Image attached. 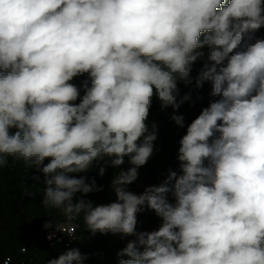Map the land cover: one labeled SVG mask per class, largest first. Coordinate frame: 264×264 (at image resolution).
<instances>
[{
  "label": "clouds",
  "instance_id": "obj_1",
  "mask_svg": "<svg viewBox=\"0 0 264 264\" xmlns=\"http://www.w3.org/2000/svg\"><path fill=\"white\" fill-rule=\"evenodd\" d=\"M261 28L264 0H0V171H34L40 203L65 218L46 229L74 240L82 219L92 236L134 237L119 264H264ZM206 83L178 168L131 190L155 151L154 99L185 128L180 85ZM109 167L115 199L96 204ZM146 211L154 230H138ZM85 259L70 248L47 264Z\"/></svg>",
  "mask_w": 264,
  "mask_h": 264
},
{
  "label": "trees",
  "instance_id": "obj_2",
  "mask_svg": "<svg viewBox=\"0 0 264 264\" xmlns=\"http://www.w3.org/2000/svg\"><path fill=\"white\" fill-rule=\"evenodd\" d=\"M257 35L264 37V28H261ZM199 67V64L195 66L193 77ZM180 89L181 95L189 91L192 93V99L182 104L176 113L185 117V128L178 127L170 120L173 113L171 108L161 111L159 102L155 99L153 101L150 119L158 123V139L154 142L155 151L152 158L146 166L139 169V192H142L145 186L161 182L169 169L178 168V141L185 133L187 124L208 105L210 87L207 83L199 92L194 88H186L183 84ZM197 95H202L203 99L197 100ZM122 167L126 169L129 165L126 162ZM113 173L114 169L109 167L104 177L97 175L95 178L98 185L103 186V190L91 193L86 198L96 204L113 201L115 196L109 187ZM33 174L34 171H25L22 164L13 165L11 160L9 165L0 171V264L8 257H11V264H47L48 260L57 258L70 248H78L87 256L83 264H119L117 252L122 248L112 247L111 234L97 233L92 236L87 232L82 219L74 222L78 226V238L70 247L61 242L52 243L47 240L46 234L50 228H44V224L52 218L60 222L65 218L59 210H47L40 203L43 197L42 187L33 184ZM92 175L94 174H89L90 177ZM26 192L34 195H25ZM159 224V218L151 211L138 215V230L151 231ZM124 239L128 241L134 237ZM24 247L27 248L26 252L21 251Z\"/></svg>",
  "mask_w": 264,
  "mask_h": 264
},
{
  "label": "built area",
  "instance_id": "obj_3",
  "mask_svg": "<svg viewBox=\"0 0 264 264\" xmlns=\"http://www.w3.org/2000/svg\"><path fill=\"white\" fill-rule=\"evenodd\" d=\"M77 228L78 226L75 225V239L74 240H71L66 234L60 232V231H57L56 228H55V225H53V227H51L47 234H46V238L49 236V235H52L53 238L52 240H49L47 238V240L49 242H52V243H55V242H61V243H64L67 247H70L74 241L77 240L78 238V235H77ZM23 264H26V263H23Z\"/></svg>",
  "mask_w": 264,
  "mask_h": 264
},
{
  "label": "rangeland",
  "instance_id": "obj_4",
  "mask_svg": "<svg viewBox=\"0 0 264 264\" xmlns=\"http://www.w3.org/2000/svg\"><path fill=\"white\" fill-rule=\"evenodd\" d=\"M152 110H153V107L151 109V112H152ZM138 180L133 185L130 186V189L139 193V191H138L139 187H138V183H137ZM110 240L112 242L111 243L112 247L117 248V249L125 247V244L127 242L126 239L121 238L120 235H112V234H111Z\"/></svg>",
  "mask_w": 264,
  "mask_h": 264
}]
</instances>
